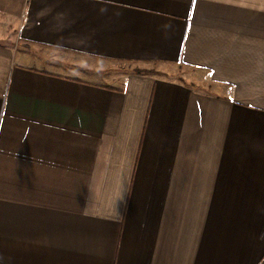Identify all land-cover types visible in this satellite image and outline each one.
<instances>
[{
	"label": "crops",
	"instance_id": "obj_1",
	"mask_svg": "<svg viewBox=\"0 0 264 264\" xmlns=\"http://www.w3.org/2000/svg\"><path fill=\"white\" fill-rule=\"evenodd\" d=\"M0 264H264V0H0Z\"/></svg>",
	"mask_w": 264,
	"mask_h": 264
}]
</instances>
